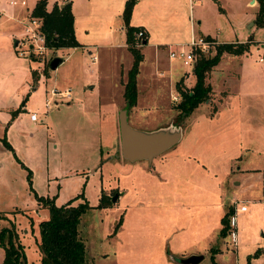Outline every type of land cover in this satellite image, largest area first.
Wrapping results in <instances>:
<instances>
[{
	"label": "rangeland",
	"instance_id": "374dc122",
	"mask_svg": "<svg viewBox=\"0 0 264 264\" xmlns=\"http://www.w3.org/2000/svg\"><path fill=\"white\" fill-rule=\"evenodd\" d=\"M35 1L27 0V7L31 8ZM244 2H195L194 34H218L219 40L225 41H245L246 35L250 34L248 37H252L253 43L243 56L249 68L243 69L258 73L259 77L254 82L259 86H252V81L245 83L244 79L237 86L239 90L230 100V106L225 107L229 109L213 117L225 94L224 86L220 87L212 79L215 65L205 75V81L211 86L209 97L187 117L178 120L176 104L182 97L174 101L171 92L164 94L161 82L155 85L158 93L152 95L153 83L144 79L139 89L137 86L136 102L127 109L130 124L150 130L173 121L181 124L183 130L179 143L148 163L143 159L129 161L122 157L117 131L119 116L115 112L114 116L101 118L103 126L100 128L97 120L88 127L89 122L80 118L84 104L77 99L67 105L69 100L53 98L45 113L41 108L45 102V91L53 88L62 91L72 81L79 82L80 73H85L83 66L90 62L92 54L83 48H63L57 52L66 58L57 69L49 66L50 56L55 53L53 47H48L42 54L36 51L20 54L29 46L28 42L22 41L27 33L25 24L18 22L20 12L25 8L11 5L9 0H0V11L6 8L0 13V101L4 100L0 109L14 118L28 96L26 108L37 110L39 116L35 124L28 123L21 130L14 127L9 134L0 127V210L6 214L0 218V228L14 226L24 245L28 264H41L39 220L48 217L49 213L47 207H39L37 196L28 184L29 169L32 187L38 189V196L53 198L54 203L60 205L81 194L93 205L83 213L79 226V236L87 246V264H182L169 257L167 248L169 252L182 256L191 252L204 253V258L196 264H264L263 182L260 187L257 185L258 175L264 170V62L257 60L263 57L264 61V26H257L254 21L250 23L249 19L255 18L257 7L245 6ZM251 4L258 5L256 0ZM181 5L185 8L181 22L174 25L167 22L166 29L172 33L178 30L184 37L186 32L189 34L190 10L185 0ZM199 19L201 23H197ZM86 21L96 35L99 32L98 21L94 18ZM152 26L157 37L164 33L160 25ZM14 38L19 40L17 45H14ZM136 45L141 51L140 45ZM96 52V48L92 49V53ZM167 52L164 58L166 68L172 65L185 70L187 64L167 56ZM203 52L212 55L215 44ZM123 53L128 54L126 51ZM129 53L133 60V54ZM227 60L225 56L223 64ZM33 70L37 72L36 79ZM188 74L186 70L176 80L173 88L177 92V83L185 89L195 83L193 72L188 84L184 83L183 78ZM120 77L122 82L128 80L126 76ZM25 79L28 84H24ZM33 87L36 89L34 93ZM123 89V85L114 87L115 93L119 90L114 93L117 108L126 103L124 93L121 98ZM18 93L19 99L16 98ZM14 96L17 99L15 104L11 99ZM56 100L60 111L55 107ZM228 114L230 118L226 117ZM210 116L213 117L211 121ZM219 121L223 135L212 131V126ZM111 125L113 127L110 128ZM30 132L33 137H30ZM241 165L248 166L253 173L246 177L238 176L237 166ZM58 172L62 175H54ZM234 179L242 184L238 186ZM242 186V190L233 193ZM116 191L120 195L115 200L110 198V204L95 207L102 192L113 196ZM76 199V203L82 201L81 197ZM243 204L246 209L242 211L240 206ZM229 205L234 206L232 214L236 223L234 226L230 223L226 236H221L218 233L220 217ZM119 219L121 222L115 229ZM231 229L235 231V240L230 235ZM212 248L218 251L215 261L211 258ZM257 249L261 253L253 255ZM3 255L4 247L0 245V264Z\"/></svg>",
	"mask_w": 264,
	"mask_h": 264
},
{
	"label": "crops",
	"instance_id": "0c3cea01",
	"mask_svg": "<svg viewBox=\"0 0 264 264\" xmlns=\"http://www.w3.org/2000/svg\"><path fill=\"white\" fill-rule=\"evenodd\" d=\"M15 1L16 2H13V0H9V3L11 5H16V6L25 8L23 9L24 11L20 12L19 19H18L19 24L24 25L26 24L25 23L26 20L29 17H32L31 9L33 8L37 0L35 1L34 5L31 8L27 7V0H15ZM22 1H25V2L22 3ZM66 1L70 2V9H72V13L74 16L73 26H74L75 37L77 41L80 42L81 45L61 46L59 48H52L55 52L52 56L53 57L59 56L62 59H61V63L56 68H51V69H57L62 64V61L65 60L66 56H62L58 54V52L63 48H66L67 50L83 48V50H88V54H92V55L90 57L91 58L90 62H88V64H85V66H83V70L85 73H80L79 82L72 81V83L68 86V88H65L66 90L67 89L69 90V94L67 96H62V97L60 95L52 96L51 94L52 89H50L49 91H45V101L47 98L53 99V97L56 99H61V100L67 99L69 101H67L66 104L70 105L74 99H77L79 100L78 102H82L84 104L83 108L81 109L83 114H81L80 118L83 121L86 120L87 122H89L88 127H92L93 121L97 120L98 121L97 123L100 128V126H103V123L101 121L102 117L114 116L115 114L119 116L118 114L119 110L124 107L123 106V107L117 108V102H115V100L117 99H115V96H114V93H115L114 87L115 85H123V87L125 86L127 79L123 80L122 82L120 76L127 77V72L131 68L132 62H133L132 57L129 53L130 51L128 50V43H126V27L123 24V19H122V12L124 9L123 6H124L125 0H47L46 6H47V9H50L54 2L61 4ZM181 1L182 0H163V1L162 0H136V2L133 5L129 24L140 26V28L144 30L145 37H146L144 39L146 40V43L142 41L143 43L140 45V49L142 52V59H141V62L139 65V71L137 72V77H136L137 86L139 89L140 83L144 79L145 80L148 79L149 82L153 83L152 89L150 91L152 95L155 93H158V92H155L156 91L155 85L157 84V82L163 83L161 91H163L164 94L167 95L169 94V92H171V94L174 95V94H179V91L177 92V89L173 88V86L176 80L180 79L181 76L184 74V72H186V70L189 71V74L186 76V78H183L184 83L188 84V80H189L188 78H191L193 67L190 69V67L187 65L185 66V70L183 71L178 70L177 66L175 67L172 65L171 66L169 65L168 68H166L165 66L166 62L164 61L166 50L168 51L167 56H169V50L179 49L185 45L187 46V43L189 42L188 40L190 39L191 35L194 34V29H195V24H196L194 23V17L196 13L194 3L203 2V0H185L190 10V14H189L190 24H189V34L186 32L185 36L183 37L182 33L178 30H175L172 33L170 29H166L167 22H171V24L173 25L181 22L184 16L183 11L185 9L181 5ZM252 1L245 0L244 2L245 6H248V7L256 6L257 7L256 4L254 5L251 4ZM1 10L5 11L6 8L4 9L3 7L1 8ZM2 11H0V13ZM80 18H84L85 20H81ZM92 18H94L95 21H98V25L100 26V27L97 26V28L99 29V32L96 33V35H94V33L89 28V26H87L88 21L86 20H90ZM249 20H250V23L254 21L252 18ZM111 21L112 23L110 24ZM197 23H201V20L199 19ZM154 24L156 25V27L160 25L164 31V33L161 32L160 35H158V37L152 26ZM203 35H209L214 40L218 42L221 41V39L219 40L218 38V34H216L215 36L211 35L210 33H206ZM248 35L250 34L246 35L247 38H248ZM90 37H94V38H90ZM96 38H98L96 42H91V40L96 39ZM17 41L19 42L18 39ZM222 41H225V40H222ZM15 43L16 42L14 38V45H16ZM163 47L165 49H163ZM94 48H96L98 52L92 53V49ZM52 49H51V52H52ZM123 51L128 52V54L125 55ZM245 53L246 51L239 53V54H232V53L225 52L222 55L219 63L216 64L215 70H213L214 74L212 73L213 74L212 79L214 78V80H216V82L220 84V87L224 86L225 94L222 95L223 101L219 102L216 112H214L212 115L213 117H215L216 115L219 116L220 113L224 112V110L229 109L225 107L230 106L231 104L230 100H232V98L237 94L239 90L237 86H239V83L241 84L244 81V79H245V83L252 81L251 85L255 86L254 81L257 80L259 75H257L258 73L255 72L254 70L248 69L245 71L243 69V67L249 68L245 62L246 60H244V57H243ZM94 55L96 56L95 60L92 59V56ZM52 56H50V59L52 58ZM123 56L124 58L122 59ZM225 56L226 58H228V60H227V63H224L225 64L224 65L223 59ZM171 58H175V57H171ZM257 60L264 62L263 60L260 59V57ZM122 62L125 65L121 66ZM232 63L233 64L235 63L234 67L232 66L233 65ZM240 64H241V67H239ZM161 69H164L165 73ZM216 82L213 81L214 84ZM28 83L29 82H27L25 79L24 84H28ZM218 84H217V87H219ZM258 86H255V87H258ZM82 87H84V90H81ZM215 87H216V84H215ZM65 89H62V90H65ZM31 90L33 91V93L36 92L35 87H33ZM119 90L116 91V93L119 92ZM93 92H95L94 95H93ZM123 93H124V89L121 92V98L124 96V95L122 96ZM138 93H139V90H138ZM138 96H139L138 99H140L141 98L140 95ZM18 97H19V93L16 94L17 99H19ZM11 99L15 100L14 102L15 104L17 101V99H15V96ZM27 100H28V96L26 98V102ZM3 102L4 100L0 101V105ZM26 102L20 104L17 113L14 115L15 116L14 118H11L12 116H10L8 112H5L4 109H0V127L3 128V130H5V133L7 132L9 134V132L14 127H18L19 130H21L22 128L25 129L28 123L35 124L36 121L39 120L37 110L31 109L30 107L26 108ZM58 103H59L58 100H56L55 107L59 106ZM10 105L11 104L9 103L8 106ZM50 105L46 106L44 102L41 108L45 109V113H46L48 112ZM6 110H8L7 106H6ZM58 110L60 111L59 107L57 108V111ZM33 111L36 112V116H37L36 119H32L30 116V112H33ZM212 116H210L209 118L210 121L213 119ZM229 116L230 115L228 114V116L226 117H229ZM209 120H205V122H209ZM226 121L227 120H225V122ZM219 123L220 121L212 126V131L215 132V134L217 135H220V134L223 135L224 134L223 130L219 129L220 128ZM46 126H47L46 129L48 130V124ZM111 127H113V125H111L110 128ZM112 130L110 132H112ZM117 131L119 132V141H120L119 125H118ZM30 134H31L30 137H33L34 134L32 132H30ZM26 146H28V144ZM54 146L56 147L57 143H55ZM254 168L259 169L261 167H254ZM249 169L251 168H248V166L246 165L237 166V171L239 170L238 176L240 177L250 176L251 175L250 173H253V172L249 171ZM94 170L95 169H93L92 171L94 172ZM54 175L59 176L62 174L61 172H58V173H55ZM258 176H259V179L257 181V185L260 187V184H262L263 182L262 194L264 196V170ZM233 182H235L238 186L242 184V182L236 181V179H234ZM34 183L35 182L33 181V185ZM243 186L239 188L237 187L233 193L235 194L238 189L242 190ZM36 190L38 189L36 188ZM73 202L76 203L75 200ZM39 207H41V204L39 205ZM235 238H236V235H235Z\"/></svg>",
	"mask_w": 264,
	"mask_h": 264
},
{
	"label": "trees",
	"instance_id": "16d2710c",
	"mask_svg": "<svg viewBox=\"0 0 264 264\" xmlns=\"http://www.w3.org/2000/svg\"><path fill=\"white\" fill-rule=\"evenodd\" d=\"M257 9L255 11L254 22L257 26H264V0H256ZM136 0H125L122 12L123 24L126 27V43L133 54V63L127 72V82L125 83L124 96L126 99L125 108L128 109L137 100V78L136 74L139 70V64L142 59V53L139 50L135 32L140 29L138 25H130L133 5ZM47 0H37L31 9V16L40 18L42 23V32L45 35V44L48 47L59 48L61 46H79L74 33L73 13L70 9V2L66 1L63 5L54 2L50 9H47ZM206 38L214 41L215 52L212 55H206L201 50L196 56L193 74L196 76L195 83L188 88H182L177 83V88L181 94V100L176 104L178 109V120L187 117L193 109L201 102L209 97L211 86L205 81L206 72L209 71L221 60V54L228 52L239 54L248 51L253 43L252 37H248L245 41H216L211 36L205 35ZM146 38V37H145ZM144 38V39H145ZM32 57H35L31 55ZM35 79L37 72L32 71ZM16 110L13 111V115ZM179 124V123H178ZM4 144L9 147L5 138ZM27 180L29 186L33 189L39 203L49 209L48 217L39 220V250L41 252V264H87V246L79 236L80 220L83 213L93 207L88 203L84 195L78 194L74 198L66 200L64 203L57 205L53 198L37 195L36 190L32 187L31 170H28ZM80 195V196H79ZM82 198V201L74 203V199ZM110 197L104 192L101 193L99 204L95 207L107 206L110 204ZM234 211V206L229 205L221 218V227L218 231L219 235L226 236L230 227V215ZM6 216L5 212L0 210V218ZM121 220L117 222L115 229L118 228ZM0 245L4 247V255L2 264H28L24 245L19 240L18 234L13 226H3L0 228ZM218 252L212 248L211 258L215 261V254ZM257 249L253 255L260 254ZM252 255V254H251Z\"/></svg>",
	"mask_w": 264,
	"mask_h": 264
},
{
	"label": "water",
	"instance_id": "95a60500",
	"mask_svg": "<svg viewBox=\"0 0 264 264\" xmlns=\"http://www.w3.org/2000/svg\"><path fill=\"white\" fill-rule=\"evenodd\" d=\"M64 3H61V5ZM15 42V44L18 43L17 39H15ZM143 42L146 43V40H143ZM61 59L59 56L52 57L49 60L50 68H56L61 63ZM194 65L195 63L193 67ZM118 114L121 155L129 161L145 159L150 162L153 157L170 149L171 146L179 143L183 138L181 124L173 121L147 130L130 124L127 108H121ZM117 196L118 194H115L112 199L114 200ZM167 254L172 260L174 259L182 264H196L205 256L202 252H191L186 256H182L169 252L168 248Z\"/></svg>",
	"mask_w": 264,
	"mask_h": 264
},
{
	"label": "built area",
	"instance_id": "2783aa9c",
	"mask_svg": "<svg viewBox=\"0 0 264 264\" xmlns=\"http://www.w3.org/2000/svg\"><path fill=\"white\" fill-rule=\"evenodd\" d=\"M13 2H16L15 0H13ZM25 1H22V3H24ZM29 20V22L27 21ZM26 20V36L24 39H22L23 42H28V48L26 50H21V54L26 55V51H29V53L31 51H36L39 54L44 53V51L48 48V45L45 44V35L42 32V27H41V19L37 18V17H29ZM135 37L137 39V44L141 45L145 38V33L144 30L142 28H140L139 30H137L135 32ZM29 38V39H28ZM28 39V40H27ZM189 42L187 43V46H182L179 49H171L169 50V56L170 57H175L178 59H181L183 61V63L186 65H188L190 67V69L193 67V64L196 61V50H201L202 52L205 50H208L210 48L211 45L214 44V41L208 39L205 37V35H199V36H195V34H192L190 39L188 40ZM21 43V42H20ZM17 45V44H16ZM32 54H30L31 56ZM92 59H96V56H92ZM261 60L263 59V57L260 58ZM51 94L52 96H56V95H60L62 96H67L69 94V90L65 89V90H58L56 88H53L51 90ZM173 95V94H172ZM54 98V97H53ZM181 98V94H174L173 95V100H179ZM52 102V98H47L45 101V105L49 106L50 103ZM30 116L32 119H36V112H30ZM246 209V205L243 204L240 206V210H244ZM230 223L232 224V226L235 225L236 223V217L234 216V214L230 215ZM230 235H232V239L235 240V231L233 229H231Z\"/></svg>",
	"mask_w": 264,
	"mask_h": 264
},
{
	"label": "flooded vegetation",
	"instance_id": "af4514ba",
	"mask_svg": "<svg viewBox=\"0 0 264 264\" xmlns=\"http://www.w3.org/2000/svg\"><path fill=\"white\" fill-rule=\"evenodd\" d=\"M143 160H145V159H143ZM146 161H147V160H146ZM147 162L149 163V161H147ZM118 192H119V191H116L115 193L118 194ZM100 195H101V194H100ZM118 195H120V194H118ZM109 196H110V198H113L114 195H113V196H112V195H109ZM117 197H118V196H117ZM117 197H116V198H117ZM116 198H115V199H116ZM115 199H114V200H115ZM112 200H113V199H112Z\"/></svg>",
	"mask_w": 264,
	"mask_h": 264
}]
</instances>
